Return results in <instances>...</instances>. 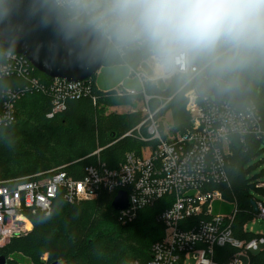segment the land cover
<instances>
[{
    "label": "built area",
    "instance_id": "built-area-1",
    "mask_svg": "<svg viewBox=\"0 0 264 264\" xmlns=\"http://www.w3.org/2000/svg\"><path fill=\"white\" fill-rule=\"evenodd\" d=\"M53 1L70 23L101 34L107 51L118 57V66L126 69L125 79L105 92L130 97L132 106L140 103V109L130 107V112H141L143 119L125 136H133L145 145L138 151L126 152L114 168L97 158L85 167L81 177L60 167L19 179L13 186H9L11 181L0 183V246L31 230L24 210L48 214L59 196L74 204L93 199L101 191L115 195L125 190L129 205L117 211L121 224L133 221L140 209L162 198L168 203L157 217L163 225V235L151 245L145 264H186L188 253H193L194 264H241V253L258 248L264 236L244 239L235 234L233 226L239 208L235 199L226 197L232 193L227 168L233 140L243 145L253 138L264 141V117L255 102L248 97L241 108H234L229 100L213 104L201 96L197 86L188 84L203 74L206 65H194L191 55L164 57L149 48L148 42L131 30L129 18L120 11V0ZM145 61L151 73L144 69ZM36 71L21 54L0 49V128L15 122L16 104L27 94L49 97L47 118L62 113L71 100L87 97L95 103L99 89L90 77L75 82L51 78L45 83ZM180 74L190 79L175 93L166 95L158 81L169 85ZM127 81H135L137 86ZM149 87L152 91L147 90ZM182 90L190 124L182 132H173L171 127L162 130V117L168 112H161ZM152 101L157 103L155 107ZM96 153L98 150L93 154ZM254 188H264V182L255 183ZM253 201L254 216L264 219V201ZM226 205L230 208L223 210ZM41 260L48 264L47 253Z\"/></svg>",
    "mask_w": 264,
    "mask_h": 264
},
{
    "label": "trees",
    "instance_id": "trees-1",
    "mask_svg": "<svg viewBox=\"0 0 264 264\" xmlns=\"http://www.w3.org/2000/svg\"><path fill=\"white\" fill-rule=\"evenodd\" d=\"M3 50V48H0ZM220 48L214 53L192 56V63L204 68L202 75L189 84L196 87L207 81L213 85L229 84L234 81L249 84V97L264 117V53H225ZM120 60L110 50L105 54L101 69L113 71ZM45 83L50 77L36 71ZM95 81V75L90 77ZM180 74L172 79L165 90L166 95L177 91L187 79ZM120 80L115 74L101 79L104 86L96 93L95 103L90 98H80L67 103L66 109L53 118H47L50 99L42 93H31L16 104V120L0 128V183L31 177L37 173L63 167L68 173L81 177L88 165L97 158L108 167H117L128 151L139 150L144 142L126 135L139 124L143 116L135 112H109V107L130 104V97H117L106 93ZM117 81V82H116ZM148 91H152L149 87ZM183 92H177L166 104L164 114L169 110L172 131L182 132L190 124L184 109ZM152 101L151 106L155 107ZM144 132V131H143ZM264 141L248 139L243 145L233 140L232 154L228 162V175L232 193L226 197L235 199L239 213L234 221L235 234L244 239L260 235L244 233V222L254 216L252 198L248 194V180L244 176V163L259 151ZM98 150V153L93 154ZM254 186V184H253ZM264 194V188H259ZM114 193L101 191L93 199L69 204L59 196L50 212L24 210L23 214L32 224L31 230L23 236L13 238L0 247V255L7 257V264H38L47 253L48 264H145L150 257L151 245L163 235V225L158 221L159 213L167 206L166 198L139 210L136 218L121 224L118 212L112 209ZM228 205L223 210H228ZM254 262L264 264V250L254 257ZM42 264V263H39Z\"/></svg>",
    "mask_w": 264,
    "mask_h": 264
},
{
    "label": "water",
    "instance_id": "water-1",
    "mask_svg": "<svg viewBox=\"0 0 264 264\" xmlns=\"http://www.w3.org/2000/svg\"><path fill=\"white\" fill-rule=\"evenodd\" d=\"M0 46L21 54L44 75L69 82L95 75L107 52L101 34L70 23L53 0H0ZM197 90L213 104L229 100L234 108H241L252 94L251 86L239 81L223 85L201 81ZM128 205L127 192L118 190L112 209ZM251 205L256 211L255 201ZM0 264H7L6 256L0 255Z\"/></svg>",
    "mask_w": 264,
    "mask_h": 264
},
{
    "label": "clouds",
    "instance_id": "clouds-1",
    "mask_svg": "<svg viewBox=\"0 0 264 264\" xmlns=\"http://www.w3.org/2000/svg\"><path fill=\"white\" fill-rule=\"evenodd\" d=\"M120 11L164 57L264 53V0H120Z\"/></svg>",
    "mask_w": 264,
    "mask_h": 264
},
{
    "label": "rangeland",
    "instance_id": "rangeland-1",
    "mask_svg": "<svg viewBox=\"0 0 264 264\" xmlns=\"http://www.w3.org/2000/svg\"><path fill=\"white\" fill-rule=\"evenodd\" d=\"M147 45L149 48L153 49L149 43ZM227 51H229V50H227ZM227 51L225 49L223 51V53H225ZM143 67L148 73H151V67L146 61L144 62ZM113 69H114L113 71H107V70H104V68H102V69L100 68V70L95 74V82H96L97 86H99L101 89L104 87L101 84V79L104 78L105 76L107 77V75H109V72H110V74L114 73L115 76L120 79L119 81H121L122 79H125V77L127 75V71L124 67L115 66ZM186 76L188 78L184 81V83L190 79L189 75H186ZM118 82L113 87H115L118 84ZM127 82H130L129 84L131 86H134V87L137 86V83L135 81H127ZM157 84L163 90H165L168 86V84L162 80L158 81ZM189 86L191 87V84ZM113 87H111V88H113ZM183 98H184V109H185L186 99H185L184 95H183ZM261 101L264 102V96H262ZM132 105H134V104L131 102L130 104H124V105H121L118 107L117 106L109 107L106 110V113H109V112H118V113L123 112V113H125V112H130V109H131L130 107H137L138 109L141 108L140 103L135 104V106H132ZM167 111H168V113L165 114L166 116L162 117V121H161L162 130H170V127H172L171 115H170L169 110H167ZM185 111H186V109H185ZM186 113H187V111H186ZM187 115L189 117L188 113H187ZM189 121H190V117H189ZM243 170H244V176H245L246 180H248V184H250V186L248 188L249 196L253 200L256 199V200L264 201V194H262L260 192V190H258L257 188H254V186H253V184H255V183L264 182V150L259 151L257 153H254V155L251 156L244 163ZM243 231H244V233H250L253 235L264 236V219L256 217V216H253V217L247 219L243 224ZM9 241L5 242L3 245L8 243ZM3 245H1V246H3ZM262 250H264V242H259L258 248L252 249L249 253H247V252L241 253V255L239 256V261L241 262V264H258L256 262H254L253 257ZM41 259H42V256L39 259V263L43 264ZM194 262L195 261L193 259V253H188V255H186V264H194ZM57 264H60V263H57ZM135 264H137V262H135Z\"/></svg>",
    "mask_w": 264,
    "mask_h": 264
}]
</instances>
